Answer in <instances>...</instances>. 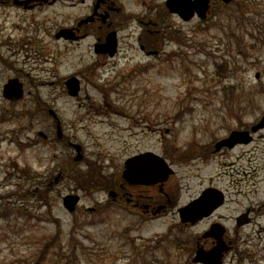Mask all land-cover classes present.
I'll list each match as a JSON object with an SVG mask.
<instances>
[{"label": "rangeland", "instance_id": "obj_1", "mask_svg": "<svg viewBox=\"0 0 264 264\" xmlns=\"http://www.w3.org/2000/svg\"><path fill=\"white\" fill-rule=\"evenodd\" d=\"M163 2L151 3L161 6ZM148 9H142L144 14ZM234 9V5L214 1L215 13H232ZM224 11L190 21L170 14L171 33L165 35L169 42L158 55L133 50L131 43L139 34L127 30L126 43L115 58L118 64L112 67L110 62H99L93 72L88 66L98 55H93L92 49L65 47L66 43L48 49L18 46L10 50L0 45V52L10 58L8 64L0 61V264H143L151 255L159 258L160 264H198L192 261L194 252H178V245L171 243L176 236L183 240L197 236L205 223L182 222L179 207L208 185L227 187L238 202L230 206L234 213L225 207L222 210L232 215L228 226L234 224L241 204L254 200L256 207L261 206L264 126L254 128L264 118V0H256L248 10L255 17L253 35L249 30L229 38V15ZM155 15L156 11L149 17L157 19ZM231 17L242 21L239 12ZM1 24L9 27V18L0 16V41L9 35ZM21 34L17 31L15 38ZM56 52L59 57L49 60L46 53L55 56ZM217 62L223 63L224 76L233 84L226 92L216 71ZM76 73H80L83 90L71 96L65 91L64 79ZM14 76L20 77L26 89L32 88L19 100L2 94L4 83ZM115 85L119 91H111ZM38 94L43 102L57 108L65 126L83 128L79 139L88 158L104 166H121L127 156L144 150L163 155L175 169L167 186L178 193L175 206L170 204L157 216L122 206L95 214L82 210L91 203L84 197L75 221L58 197L61 194L35 189L32 182L26 186L35 193L26 194L23 170L28 165L45 168L40 164V147L25 148L30 123L41 120L40 115L29 112ZM232 130H248L253 140L214 153L216 141ZM80 168L88 169L85 163ZM62 189L63 194L67 188ZM146 190L145 196L156 195L154 189ZM36 197H43L47 205ZM256 221L264 225V215ZM255 263L234 257L227 264Z\"/></svg>", "mask_w": 264, "mask_h": 264}, {"label": "flooded vegetation", "instance_id": "obj_2", "mask_svg": "<svg viewBox=\"0 0 264 264\" xmlns=\"http://www.w3.org/2000/svg\"><path fill=\"white\" fill-rule=\"evenodd\" d=\"M152 1L0 0V16H5L10 20L9 27H4L1 24V29H7L9 35L3 36L5 39L0 41V45L8 47L10 50L16 49L18 46L48 49L55 44L66 43L65 47L71 45L72 48L92 49L93 55H98L95 61L88 66L89 71L93 72V67L100 65L99 62L102 64L110 62L112 67L118 64L115 58L120 53L122 45L126 43L124 42L126 38L124 33L131 29L133 34H139L137 41L135 39L131 43L133 50L138 48L144 54L158 55L165 50V46L169 42V40H164L165 33L171 28L168 16L175 14L171 13L167 7L166 0L161 6L153 5ZM214 1L216 0H211L210 13L214 12ZM132 4L144 7L139 9ZM147 6L149 13L146 11L144 14L142 9ZM163 7L166 8L165 12L162 10ZM154 11H156L157 19L149 17ZM151 24L155 28H152ZM17 31L23 32L19 38H15ZM63 54L60 53L62 56ZM43 55L44 53L41 54V58ZM58 57L59 52H56L55 56L49 57V60ZM9 60L8 56L6 57L0 52L1 62ZM119 72L121 71L116 72L117 76ZM79 74L76 73L75 75L79 77ZM123 77L125 78V76ZM79 79L81 78L79 77ZM62 81L60 82L62 83ZM82 90V83H80V92ZM27 91L32 92V88ZM65 91L67 92V90ZM34 105L33 111L30 112L39 113L41 120L30 123V134L25 148L34 150L39 146L42 156L40 164L45 165V168L41 170L28 165L24 170L25 184L27 182L29 186L32 182L36 185L35 189L44 188L45 191L49 190L56 196L62 193L61 186H65L67 189L64 194L58 196L59 198H63L65 194L79 195V202L71 213L75 221L78 220L76 215L81 210L84 197L89 198L91 203L82 210L95 214H101L107 212V209L122 206V208L134 209V212H138L140 208L142 212L157 216L160 206H167V203L160 204L161 199L158 194L168 196L167 200L172 204L169 189L165 186L164 189H160L159 183L153 185L129 184L123 176L125 160L122 161L121 166L118 163H113L114 167L105 164L106 170H104L105 166L98 160L88 158L85 144L79 139V130L83 128H71L72 125L69 124L68 127L65 126L63 116L57 108L48 105L38 97ZM77 145H81L83 154L81 159H77L79 153ZM228 149L230 148L223 147L220 152ZM83 163L88 169L80 168ZM107 168H109L108 171ZM149 188L154 189L156 195L151 193L145 196L144 194L149 191L146 189ZM226 189L223 185H218L216 188L205 186L201 189L200 196L203 203L211 202L214 207L221 201L223 204L215 207L212 211L205 212L201 221H194V224L200 222L202 225L205 223V225L197 236L188 240L187 250L192 252L195 247L199 246L208 251L217 246L220 241L223 251L222 264L232 262L234 257L248 258L250 262L256 261L255 264L258 262L264 264V226L262 227L260 222L255 220L257 216L264 214L261 211L264 206H259L256 209L255 202L241 204L242 210L236 215V219L247 212L248 221L243 225H238L235 221L232 226H228L225 223L229 221L232 215L225 220V214L220 211L223 210V207H227V204L233 205L237 202L232 193H228V189ZM27 190L35 193V191H29L26 186ZM42 199L44 198L42 197ZM233 212V209H229V213L232 214ZM216 224L220 226L218 227ZM247 225L253 227L252 231L242 232L241 229Z\"/></svg>", "mask_w": 264, "mask_h": 264}, {"label": "water", "instance_id": "obj_3", "mask_svg": "<svg viewBox=\"0 0 264 264\" xmlns=\"http://www.w3.org/2000/svg\"><path fill=\"white\" fill-rule=\"evenodd\" d=\"M187 0H169L168 6L172 11L178 12L184 18L189 19L194 14V10H197L200 15L204 16L206 10L208 9L207 0H199L193 4H188ZM67 85L69 92L73 95L78 93L79 84L76 78H71L67 80ZM5 96L9 98L18 99L23 94L22 84L17 78L10 79L4 88ZM264 124V118L262 122L256 126L254 129L262 126ZM240 132H233L231 137L220 141L217 144L219 148L223 144H228L230 146L234 145L236 142L241 141ZM172 169L169 167L166 160L158 154L152 152H146L143 154L131 157L127 161L126 174L127 178L131 182H148L151 178L157 177V179L165 180L172 173ZM77 198L72 196L65 197V204L73 209ZM200 255L196 257L198 259Z\"/></svg>", "mask_w": 264, "mask_h": 264}, {"label": "trees", "instance_id": "obj_4", "mask_svg": "<svg viewBox=\"0 0 264 264\" xmlns=\"http://www.w3.org/2000/svg\"><path fill=\"white\" fill-rule=\"evenodd\" d=\"M229 24H230V25H232V22L230 21V23H229ZM19 196H21V197H24V195H23V194H21V195H19ZM18 209H21V208H20V206H18ZM11 212H12V210H11ZM21 212H22V213H24L22 210H21ZM49 244H50V243H49Z\"/></svg>", "mask_w": 264, "mask_h": 264}]
</instances>
